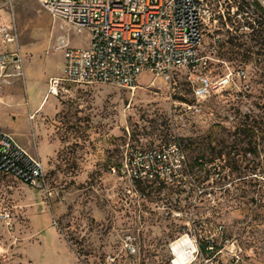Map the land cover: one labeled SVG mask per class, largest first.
<instances>
[{
  "label": "rangeland",
  "instance_id": "1",
  "mask_svg": "<svg viewBox=\"0 0 264 264\" xmlns=\"http://www.w3.org/2000/svg\"><path fill=\"white\" fill-rule=\"evenodd\" d=\"M208 6L206 72L214 79L245 67L248 78L201 102L185 69L171 82L143 73L134 89L62 83L49 95L64 72L59 38L87 47L89 32L36 0L0 12L18 31L26 74L0 92V131L42 160L52 191L0 174V264H174L171 245L183 236L197 249L190 264H235L236 254L239 264H264V16L248 0ZM164 143L181 144L186 184L132 181L128 147Z\"/></svg>",
  "mask_w": 264,
  "mask_h": 264
},
{
  "label": "built area",
  "instance_id": "2",
  "mask_svg": "<svg viewBox=\"0 0 264 264\" xmlns=\"http://www.w3.org/2000/svg\"><path fill=\"white\" fill-rule=\"evenodd\" d=\"M17 1L0 0V12L14 10ZM36 1L53 18L65 21L78 32L87 30L90 35L89 45L81 48H72L67 36L59 38L55 50L65 52L64 72L63 77L50 80L49 95L57 96L62 83H102L134 89L143 73L171 82L177 71L185 69L195 98L201 102L213 90L238 87L237 81L248 78L245 67L230 69L214 79L206 72L211 58L201 56L200 49L211 22L209 0ZM248 2L252 8L260 6L264 11V0ZM0 35L6 45L0 53V92H6L16 82L25 83V57L15 25L0 21ZM184 107L201 110L196 104ZM124 156L123 168L134 182L181 185L188 171L184 152L175 143L146 150L128 147ZM112 172L116 174L117 169L112 168ZM0 174L13 176L48 197L52 195L42 160L4 131H0ZM2 218L12 227L10 214ZM129 251L135 252L132 247ZM240 261V254H236L235 264Z\"/></svg>",
  "mask_w": 264,
  "mask_h": 264
},
{
  "label": "bare ground",
  "instance_id": "3",
  "mask_svg": "<svg viewBox=\"0 0 264 264\" xmlns=\"http://www.w3.org/2000/svg\"><path fill=\"white\" fill-rule=\"evenodd\" d=\"M174 264H190L195 260L196 246L188 236H183L171 245Z\"/></svg>",
  "mask_w": 264,
  "mask_h": 264
},
{
  "label": "trees",
  "instance_id": "4",
  "mask_svg": "<svg viewBox=\"0 0 264 264\" xmlns=\"http://www.w3.org/2000/svg\"><path fill=\"white\" fill-rule=\"evenodd\" d=\"M256 9H257L259 12H261L262 15L264 16V11H263V9H262L260 6H256ZM180 146H181V144H180ZM187 177H188V174H186V175L184 176V179H183L182 184H183V183L186 184V182H187ZM182 184H181V185H182Z\"/></svg>",
  "mask_w": 264,
  "mask_h": 264
},
{
  "label": "crops",
  "instance_id": "5",
  "mask_svg": "<svg viewBox=\"0 0 264 264\" xmlns=\"http://www.w3.org/2000/svg\"><path fill=\"white\" fill-rule=\"evenodd\" d=\"M1 100H2V99H1ZM43 104H44V101L42 102V104L40 105V107L38 108V110H36V111H35V113H37V112H40V111H41V108H42Z\"/></svg>",
  "mask_w": 264,
  "mask_h": 264
}]
</instances>
